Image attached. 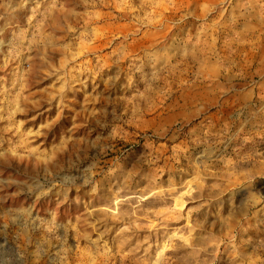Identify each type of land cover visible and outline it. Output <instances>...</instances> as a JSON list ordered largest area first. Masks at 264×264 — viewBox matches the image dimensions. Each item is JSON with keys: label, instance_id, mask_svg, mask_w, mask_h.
<instances>
[{"label": "rangeland", "instance_id": "374dc122", "mask_svg": "<svg viewBox=\"0 0 264 264\" xmlns=\"http://www.w3.org/2000/svg\"><path fill=\"white\" fill-rule=\"evenodd\" d=\"M0 264H264V0H0Z\"/></svg>", "mask_w": 264, "mask_h": 264}]
</instances>
